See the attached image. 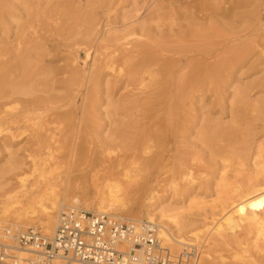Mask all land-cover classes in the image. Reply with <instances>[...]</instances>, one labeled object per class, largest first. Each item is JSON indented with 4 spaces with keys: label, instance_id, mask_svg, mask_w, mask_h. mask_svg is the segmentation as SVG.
Returning <instances> with one entry per match:
<instances>
[{
    "label": "rangeland",
    "instance_id": "rangeland-1",
    "mask_svg": "<svg viewBox=\"0 0 264 264\" xmlns=\"http://www.w3.org/2000/svg\"><path fill=\"white\" fill-rule=\"evenodd\" d=\"M227 1L197 0L192 6L191 0H0V47L9 50L0 63L13 58L10 62L15 64V56L24 54L31 57H21L27 61L22 66H27L25 72L16 68L10 77H4L0 71V233L11 226L21 231L37 228L51 236L52 232L40 226L50 202L41 207L31 202L41 194L52 199L77 197L78 205L66 200L65 206L96 212L97 206L106 202L100 196L104 161L116 159L114 173H124L129 182L125 187L133 186L135 193H131L127 209L117 207L103 213L133 221H150L153 216L159 227L165 225L172 236L186 243H171L168 248L179 253L195 246L200 253L198 264L204 260L211 264H264V238L255 233L250 207L243 210V216L225 217L252 188L250 180L258 172V177L264 173V0H236L241 9L216 12L230 7ZM186 7L193 15H188ZM225 39L231 42H225L217 53L225 61L227 73L221 67L224 72L218 71L217 84L204 89L208 92L200 93L194 104L187 102L182 110L177 106L170 110L165 101L143 107L130 102L148 96L151 79L146 76L144 87L130 77L128 66L115 64V71L106 69L115 51V61L134 51L138 55L141 48L136 46L143 41L201 52L218 47ZM172 119L175 127H171ZM222 131L233 133L227 136ZM50 133H54L55 142L45 144L51 146L49 154L37 153L36 145ZM144 141L148 144L143 146ZM140 143V164L120 165L121 160L133 161L129 154ZM47 155L55 156L51 159L54 165L46 166L45 171L40 166L36 169L33 160ZM183 159L190 176L181 179L179 161ZM164 164L170 172L148 182ZM255 204V214L264 221L260 202ZM163 211L178 212V227L161 218Z\"/></svg>",
    "mask_w": 264,
    "mask_h": 264
},
{
    "label": "bare ground",
    "instance_id": "bare-ground-1",
    "mask_svg": "<svg viewBox=\"0 0 264 264\" xmlns=\"http://www.w3.org/2000/svg\"><path fill=\"white\" fill-rule=\"evenodd\" d=\"M2 1V0H1ZM175 1V0H174ZM177 1V0H176ZM179 1V0H178ZM192 2L189 4H192V6L195 5V1L197 0H191ZM199 1V0H198ZM205 1V0H204ZM218 1H222V0H218ZM227 1V0H226ZM203 2V1H202ZM207 2V1H206ZM216 2V1H214ZM228 3H231L230 7L228 8H224V9H217L216 12L221 11L222 13H225V14H228V12H234L235 10H239L238 8L240 6H242V4L240 5V1H236V0H228L227 1ZM3 3V2H2ZM174 3V2H173ZM177 3V2H176ZM175 3V4H176ZM200 3V2H199ZM205 3V2H204ZM208 3V2H207ZM187 4V6L190 7V5ZM201 4V3H200ZM218 4V3H217ZM226 4V3H225ZM2 5L4 4H1V7ZM185 5V4H184ZM198 5V4H197ZM204 5V4H203ZM209 5V4H208ZM212 4H210L209 6H211ZM200 6V5H198ZM219 5H216L215 7H213V9H216L218 8ZM244 6V5H243ZM5 7V5H4ZM184 7V6H183ZM189 7H186L187 10H189V14L191 13V10L189 9ZM202 7V6H201ZM205 7V5H204ZM193 8V7H192ZM242 7H240L241 9ZM196 9V8H195ZM200 9V8H199ZM181 10V9H180ZM202 10V9H201ZM179 12V11H178ZM198 11L195 12V14H198L197 13ZM229 13V15H230ZM192 14V13H191ZM2 15V14H1ZM193 15V14H192ZM185 16V15H184ZM192 17V16H190ZM225 17V16H224ZM228 17V15H227ZM188 18V17H187ZM229 20V19H228ZM206 21V20H205ZM1 22V21H0ZM229 24V23H228ZM217 25V24H216ZM223 25V23H222ZM225 25V24H224ZM230 26V25H229ZM220 27V26H218ZM210 29V28H208ZM206 29V30H208ZM203 30V29H202ZM212 30V28H211ZM205 31V30H204ZM3 33H7V30H3L2 31ZM162 33V32H161ZM209 33V31H208ZM208 33H206L208 35ZM205 34V33H204ZM205 34V36L207 37V35ZM212 34V33H211ZM213 35V34H212ZM203 36V35H202ZM211 35H209L210 37ZM160 38H162L160 36ZM201 38V36H200ZM123 39V38H121ZM149 39V38H148ZM152 39V38H150ZM156 39V38H155ZM159 39V38H158ZM166 39V38H165ZM170 39V38H169ZM169 39L167 41H169ZM118 40V38H117ZM143 40V39H142ZM122 41V40H121ZM138 41V40H137ZM151 41V40H150ZM159 41V40H158ZM110 42V41H109ZM120 42V41H119ZM154 42V41H153ZM210 42V41H209ZM225 42H231L230 39H225L224 42L222 43H219L218 47L214 46V48L212 49H206V50H178L177 48H166V46L168 44H166V46L162 48V46L160 44H158V46H154V45H150L148 44L147 42L145 43L144 41L139 43L136 47L138 48H141V50L138 52V55H134L135 54V51L132 53L133 55H125V57H123L122 59H120L119 61H115L114 59H116V54L115 52L110 56V59L106 62V69L108 68L109 70H114L115 69V64L118 65L119 67H124V66H128L129 68V71L128 74L130 75V77L132 79H134L136 82H139L141 85H144L145 87V81H146V76H148V78L151 79V83L148 84V88L150 89V92H147L148 96L145 98V99H142V98H135L134 100L130 101L138 106H142L143 105H148L150 106L151 104L155 105L154 103L156 101H165L167 103V105L169 104L168 107H170V110H171V106L175 107H180V110L181 107H185L187 102H189L191 105L194 104L193 101H195L196 99L200 98V93H202L204 91V93L208 92L205 90L213 85H216L217 84V81H218V77L217 75H219V70L220 71H223L225 70L226 72V67L222 64L224 63L225 61L220 58L219 59V55H218V50L219 48H222L226 43ZM112 43V40L111 42ZM125 43V42H124ZM123 43V44H124ZM152 43V42H151ZM161 43V42H159ZM168 43V42H167ZM114 44V43H113ZM117 44V43H116ZM126 44V43H125ZM154 44V43H153ZM156 44V43H155ZM1 45V44H0ZM115 45V44H114ZM160 45V46H159ZM227 45V44H226ZM112 46V45H111ZM118 46V44H117ZM170 46V45H169ZM207 46V45H206ZM19 47V45H18ZM126 47V46H125ZM168 47V46H167ZM29 48V47H28ZM117 48V47H115ZM121 48V47H120ZM119 48V49H120ZM129 49V48H128ZM133 49V48H132ZM131 49V50H132ZM205 49V48H204ZM11 50V49H10ZM20 50V49H19ZM127 50V49H126ZM24 51V49L22 50ZM28 51V50H27ZM25 51V52H27ZM121 51V50H120ZM128 51V50H127ZM130 51V50H129ZM133 51V50H132ZM118 52V51H117ZM123 52V51H122ZM126 52V51H125ZM229 52V51H228ZM9 53V50H6V48H2L0 47V58H3L5 57L7 54ZM11 53V52H10ZM20 54H22L23 52H20ZM89 53V51L87 52ZM112 53V51H111ZM137 53V52H136ZM151 53L155 54V56L157 57V59H152V57H150ZM224 52H222L223 54ZM226 53V52H225ZM30 54V53H29ZM119 54V53H118ZM117 54V55H118ZM126 54V53H125ZM28 55V54H26ZM26 55H22L24 56V58L26 57ZM110 55V54H109ZM121 55V54H120ZM226 55V54H225ZM16 57L15 56V60L18 61L17 63L15 64H12L10 61L13 59L12 57H10L11 60L9 61H6L5 62H1L0 63V71H2V75L5 77H8L9 75L11 76L12 74H10L11 72H13L12 69H21L23 70V72H25L24 70L25 67L27 68V66H24V62L26 61V59H22L21 57ZM124 56V55H123ZM223 56V55H221ZM220 56V57H221ZM29 57V56H28ZM26 57V58H28ZM88 57V56H87ZM98 57V56H97ZM108 57V56H107ZM118 57V56H117ZM155 57V58H156ZM21 58V59H20ZM121 58V57H120ZM227 58V57H226ZM28 59H31L28 58ZM94 59V58H93ZM96 59V58H95ZM118 59V58H117ZM229 60V59H228ZM96 61V60H95ZM27 62V61H26ZM104 62V61H103ZM232 62V61H231ZM93 64V63H92ZM103 64V63H102ZM228 64V63H227ZM28 65V64H27ZM29 66V65H28ZM225 68H224V67ZM105 67V66H104ZM224 68V70H222V68ZM229 67V66H228ZM24 68V69H23ZM92 68V67H91ZM96 68H97V65H96ZM75 69V68H74ZM98 69V68H97ZM96 69V70H97ZM103 69V68H102ZM118 69V68H117ZM120 69V68H119ZM92 70V69H91ZM116 70V69H115ZM114 70V71H115ZM107 71V70H106ZM105 71V72H106ZM126 71V70H125ZM228 71V70H227ZM99 72V71H98ZM108 72V71H107ZM111 72V71H109ZM91 73V72H90ZM96 73V72H95ZM104 74V72H102ZM222 73V72H221ZM227 73V72H226ZM15 74H16V71H15ZM127 74V75H128ZM20 75V73H19ZM22 75V74H21ZM94 75V74H92ZM222 75H224L223 73L219 76L221 77ZM9 76V77H10ZM96 76V75H94ZM103 76V75H101ZM100 76V77H101ZM227 76V75H225ZM21 77V76H19ZM85 77V76H84ZM224 77V76H222ZM221 77V78H222ZM1 78V76H0ZM79 78V77H78ZM147 78V79H148ZM88 79V78H87ZM117 79V78H116ZM128 79V77H127ZM5 80V78L3 79ZM133 80V81H134ZM220 80V78H219ZM223 80V79H222ZM5 81H8V80H5ZM84 81V80H83ZM96 82V80H94ZM115 81V80H114ZM118 79L115 81L117 83ZM132 81V80H131ZM2 82V81H1ZM88 82V81H87ZM10 83V82H9ZM115 83V84H116ZM138 83V84H139ZM220 85H222L220 82H218ZM1 84V83H0ZM108 84V83H107ZM2 85V84H1ZM91 85V84H89ZM114 85V84H112ZM116 86V85H115ZM3 87V85L1 86ZM215 87V86H214ZM87 88V87H86ZM115 88V87H114ZM216 88V87H215ZM2 89V88H1ZM205 89V90H204ZM1 92V91H0ZM89 92V90H88ZM144 92V91H143ZM145 93V95H147ZM88 95V94H87ZM90 95V94H89ZM93 95H95L93 93ZM93 95H91L93 97ZM96 99V98H95ZM39 100V99H38ZM89 100V99H88ZM92 100V99H91ZM97 100V99H96ZM87 101V99H86ZM93 101V100H92ZM91 101V103H92ZM41 103V102H39ZM89 103V102H88ZM87 103V104H88ZM95 103V102H94ZM131 103V104H132ZM157 103V102H156ZM161 103V102H159ZM150 104V105H149ZM156 105H159V104H156ZM166 105V108H168ZM89 106V105H88ZM135 106V105H134ZM148 110H150L149 108H152V110L156 109L152 106V107H148ZM162 107V105H160ZM164 103H163V107H164ZM139 107V108H140ZM145 107V106H144ZM159 108L157 107V109H163L162 108ZM188 107V106H187ZM90 108V107H89ZM92 108V107H91ZM135 108V107H133ZM138 108V107H137ZM93 109V108H92ZM186 108H184L185 110ZM178 110V108H177ZM131 111V110H130ZM133 111V109H132ZM142 111V109H141ZM164 111V110H163ZM167 111V109H166ZM175 111V109H174ZM169 111H167L168 113ZM179 112V110H178ZM183 112V111H182ZM181 112V113H182ZM176 113V112H175ZM174 113V114H175ZM185 113V112H184ZM188 113V111H187ZM169 115H172L171 112L168 113ZM177 114V113H176ZM180 114V113H179ZM178 114V115H179ZM183 114V113H182ZM186 114V113H185ZM184 114V115H185ZM142 114H140L139 116H141ZM144 115V114H143ZM147 116V114H145ZM166 115V114H165ZM183 115V116H184ZM16 116V115H15ZM135 116V115H133ZM133 116L131 119H133ZM145 116V117H146ZM167 116V115H166ZM175 116V115H174ZM181 116V115H180ZM186 116V115H185ZM18 117V115H17ZM142 117V116H141ZM149 117V116H147ZM146 117V118H147ZM169 117V116H167ZM179 117V116H178ZM182 117V116H181ZM180 117V118H181ZM13 118V117H12ZM19 118V117H18ZM21 118V117H20ZM165 117H163V120H164ZM171 118V116H170ZM177 118V117H176ZM16 119V117H15ZM135 119V118H134ZM138 119V118H137ZM136 119V121H138ZM150 119H152L150 117ZM149 119V122L151 121ZM175 119V117H174ZM174 119H172L171 121L173 123H170L171 124V127L172 126H176V123L174 122ZM182 120H179L180 122L183 121V118H181ZM1 120V119H0ZM13 120V119H11ZM17 120V119H16ZM22 120V119H21ZM139 120H140V117H139ZM146 120V119H145ZM18 121V120H17ZM134 121V120H132ZM131 121V123H132ZM135 121V122H136ZM147 121V120H146ZM5 122V121H4ZM13 122H16V121H13ZM134 122V123H135ZM142 122V121H140ZM139 122V124H140ZM185 122V121H184ZM18 122H16L15 125H17ZM21 124V122H19ZM131 123L129 121V124H130V127L131 126ZM148 123V122H146ZM151 123V122H150ZM167 124V127L169 126V123L168 121L165 122ZM9 124V122H8ZM11 124V123H10ZM136 124V123H135ZM149 125V124H148ZM183 125V124H182ZM13 126V125H12ZM19 126V125H18ZM128 126V125H125V127ZM143 126V134L146 132L144 131V124L142 125ZM146 126V125H145ZM151 126V125H149ZM184 126V125H183ZM9 127V126H8ZM129 127V126H128ZM128 127H126L128 129ZM153 127V126H152ZM155 127L157 128L156 124H155ZM47 128V127H46ZM142 128V127H141ZM146 128V127H145ZM148 128V127H147ZM182 127H180L181 129ZM149 129V128H148ZM184 129V128H183ZM8 130V128H7ZM45 130V129H44ZM43 130V131H44ZM47 130H49V128H47ZM53 130V129H52ZM126 130V129H125ZM142 130V129H141ZM147 130V129H145ZM176 130V129H175ZM182 130V129H181ZM42 131V130H41ZM177 131V130H176ZM179 131V130H178ZM178 131L176 133H178ZM47 132V131H46ZM45 132V133H46ZM51 132V131H50ZM127 132V131H125ZM141 131L139 132L138 131V134L141 135L140 133H142ZM151 131H149L150 133ZM49 133V132H48ZM153 133V131H152ZM232 131L229 132V131H222V135H226L228 134L227 136L232 135ZM41 134V132L39 133ZM47 134V133H46ZM52 133H50V135H46L45 137L43 136L42 138H44L43 142H40V144H37L36 146L39 147L40 150L37 151V153L39 152L40 154H49L48 151H50L51 149V146L50 145H45L46 143H54L55 142V138L53 136V134L51 135ZM144 134V135H145ZM45 135V134H44ZM126 136V134H124ZM143 135V137H144ZM38 136V135H37ZM120 137H122V135H119ZM151 136V134H150ZM180 136V135H179ZM39 137V136H38ZM37 137V138H38ZM148 137V136H147ZM137 138V137H136ZM139 138V137H138ZM137 138V139H138ZM146 138V137H144ZM152 138V136L150 137ZM225 138H228V137H225ZM148 139V138H147ZM229 139V138H228ZM40 140V139H38ZM139 140V139H138ZM57 141V140H56ZM140 141V140H139ZM146 142H148V140H145ZM145 141L143 143V146L145 144ZM182 141V140H181ZM179 142V141H177ZM213 142V141H212ZM133 144H136L135 142H132ZM183 143V142H182ZM148 144V143H147ZM145 144V145H147ZM34 145V144H33ZM132 145V144H131ZM130 145V146H131ZM129 146V148H130ZM135 146V145H134ZM133 146V150L131 149H128V150H131L133 151L131 154H129V158L133 159V161L131 162H123L122 160L119 162L120 165H127V166H135L136 163L140 164V162H138L140 160V149L142 150V146L141 143L139 144V146ZM132 147V146H131ZM53 148V147H52ZM31 149V148H29ZM48 150V151H47ZM46 151L48 153H46ZM109 152H110V149H109ZM112 152V151H111ZM177 152V151H176ZM263 152V151H262ZM260 151V153H262ZM39 154V155H40ZM115 155V152L112 153ZM176 154V153H175ZM185 154V153H184ZM38 155V157H39ZM180 155V154H178ZM182 156V155H181ZM183 156H186V155H183ZM46 157V156H45ZM40 158L39 160L37 159H34L33 160V163H34V167L37 169V167H41L42 168V171L44 170L45 171V168L46 166H53V164H51V159L55 160V156L53 155H47V158ZM107 157V156H106ZM34 158V157H33ZM113 158V157H112ZM178 158V157H177ZM184 158V157H183ZM107 159V158H106ZM143 159V157H142ZM173 159V158H172ZM181 159V158H179ZM50 160V161H49ZM52 160V161H53ZM146 160V159H144ZM165 160L162 159V161ZM115 161H119V160H116V159H107L105 160V164H107L105 167V172L103 173V182H102V188H100V196L101 198H104L106 200L105 203H102L100 205L97 206V211L94 212V213H98V214H107V213H103L105 210H112V209H115L117 207L119 208H122V209H127V205H128V202L131 201L132 199V194L131 193H135L134 191V187L131 186L129 188H126L128 186L125 187V184H127L128 182V179L125 178V174L124 173H118V174H115L114 173V164H115ZM155 160H153L154 162ZM169 161V160H168ZM179 161V160H178ZM146 162L148 163V159L147 161H145V164ZM150 162V161H149ZM152 162V161H151ZM160 162V161H159ZM187 161H185L184 159L183 160H180L179 161V169L180 171H182L183 173L181 174V179L182 178H186L187 176H190V169L187 168ZM144 163V161H143ZM160 164V163H159ZM144 166V164H142ZM152 165V163L148 164V166ZM163 165V164H162ZM166 165L168 164H164V169L159 173L157 174V176L155 177H150L148 179V182L151 181V179H155L157 178L158 179H161L163 176L167 175V173H169L170 171L166 169ZM146 166V165H145ZM147 167V166H146ZM151 167V166H150ZM178 169V168H177ZM34 170V169H33ZM49 170V169H48ZM36 171V170H35ZM34 171V172H35ZM123 171V170H122ZM259 174V172L257 173V175ZM255 176L253 177L251 180H250V184L252 186V188L250 190H248L246 192V195L243 196L241 199H240V202H238V204L236 205L235 209L232 210V212H229L225 217L228 219L230 217H236V216H243L245 211L243 212V210H245L246 207H250L249 210L250 211H253V225L257 226L255 228H257V232H255L256 234L258 233L259 236H263L264 238V221L263 220H260V218H258V214H255L256 212V208H257V205L255 204V202H260V207H261V216L264 217V188L262 187V185H264V173L263 175H261L260 177L258 176ZM188 180V179H187ZM147 182V183H148ZM68 183V182H67ZM97 183V182H96ZM129 183V182H128ZM73 184V183H72ZM131 184V183H130ZM254 185V186H253ZM255 185L258 186H261L260 189H257L255 188ZM130 186V185H129ZM98 188V187H97ZM259 188V187H258ZM248 193V194H247ZM35 194V193H34ZM66 200H69L73 205H78L79 203V199L77 197H72L71 199L69 198H60V197H54L52 199L51 196H49L48 194H41L40 196H38L37 198L33 199L31 202L33 203H38L37 205L40 206H45L46 205V202H50V206L49 207H46L44 208V211H43V219L42 221H40V226H42V228L46 231V232H49L53 235L54 231H55V228L57 226V222H58V217H59V214L60 212H62L63 210L65 209H75V210H84L86 212H91L90 210H86V209H81L77 206H65V202ZM70 204V203H69ZM194 205V204H193ZM196 205V204H195ZM221 205V204H220ZM41 207V206H40ZM224 207V206H223ZM192 208V207H190ZM199 208V207H198ZM59 209V211H58ZM193 209V208H192ZM215 209V208H214ZM222 209V208H221ZM225 211V210H224ZM58 212L57 214V218H56V224H55V227H54V219H55V214ZM173 212V211H172ZM174 213V212H173ZM181 213V212H180ZM161 214V218L166 220L167 222L171 221L173 224L175 223V225L173 226H177L178 227V219L179 218L177 215H178V212L177 213H169L168 211H163ZM109 215V214H107ZM153 215V214H152ZM149 216V215H148ZM160 217V216H159ZM117 218V217H116ZM218 218V217H216ZM123 219V218H122ZM153 216H149V222H153ZM215 219V218H214ZM226 219V220H227ZM231 219V218H230ZM229 219V220H230ZM128 220V219H126ZM137 220V219H135ZM133 221V220H132ZM148 221V220H146ZM20 222V221H19ZM134 222H142V221H134ZM217 222V221H216ZM21 223V222H20ZM155 223V222H153ZM225 223V222H224ZM227 223V221H226ZM23 224V223H21ZM157 224V223H156ZM180 224V223H179ZM24 225V224H23ZM14 226V225H13ZM21 225H19L18 228H20ZM16 227V226H15ZM23 227V226H22ZM160 227H162L160 230H159V233H158V239H160V241L162 242V245L166 246V247H169V245H171V243L176 244V245H186L185 241L180 239V238H176L174 236H172V234L169 232L168 228L165 226V225H160ZM159 227V228H160ZM252 228V227H251ZM177 229V228H176ZM186 229V228H185ZM4 230H13V231H16V232H23L21 231L20 229H17V228H13V227H5V228H2L1 230V233H0V237H2V232ZM179 230V229H177ZM183 230V229H182ZM187 230V229H186ZM251 231V229H249ZM252 232V231H251ZM254 232V231H253ZM250 232L248 231V234ZM51 235V236H52ZM197 235V234H195ZM195 237H198V236H195ZM262 244V243H261ZM212 246V245H211ZM171 248V247H170ZM124 250H128V246H125L124 247ZM174 250V249H173ZM173 252V251H172ZM176 252V251H175ZM180 252V251H179ZM174 253V252H173ZM201 262V261H200ZM199 264H211L208 263L207 261H202L201 263ZM219 264V263H218Z\"/></svg>",
    "mask_w": 264,
    "mask_h": 264
},
{
    "label": "built area",
    "instance_id": "built-area-1",
    "mask_svg": "<svg viewBox=\"0 0 264 264\" xmlns=\"http://www.w3.org/2000/svg\"><path fill=\"white\" fill-rule=\"evenodd\" d=\"M159 230L149 221L65 209L52 236L37 228L4 230L0 264H198L195 246L173 253L160 243Z\"/></svg>",
    "mask_w": 264,
    "mask_h": 264
}]
</instances>
